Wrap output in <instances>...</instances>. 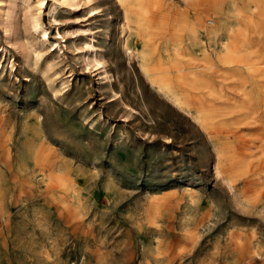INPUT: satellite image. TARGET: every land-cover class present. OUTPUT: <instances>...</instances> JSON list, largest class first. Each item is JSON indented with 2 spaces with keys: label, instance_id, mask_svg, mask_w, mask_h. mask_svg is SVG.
I'll return each mask as SVG.
<instances>
[{
  "label": "rangeland",
  "instance_id": "374dc122",
  "mask_svg": "<svg viewBox=\"0 0 264 264\" xmlns=\"http://www.w3.org/2000/svg\"><path fill=\"white\" fill-rule=\"evenodd\" d=\"M121 15L117 0H0L4 133L35 128L45 172L72 186L22 191L5 171L0 264H264L263 100L210 121V143L125 53ZM100 48L110 78L88 63ZM208 73L195 92L232 94L236 78ZM215 103L222 115L234 102ZM15 152L18 164L29 151Z\"/></svg>",
  "mask_w": 264,
  "mask_h": 264
},
{
  "label": "bare ground",
  "instance_id": "6f19581e",
  "mask_svg": "<svg viewBox=\"0 0 264 264\" xmlns=\"http://www.w3.org/2000/svg\"><path fill=\"white\" fill-rule=\"evenodd\" d=\"M117 1L122 10L124 29L121 47L129 57L138 61L140 72L151 87L195 121L207 134L210 143H215L214 134L208 133L210 121L220 123L225 115L237 109L251 108L248 112L256 114L254 100L264 102V0ZM36 2L41 9L44 0ZM52 19L55 21L57 17ZM34 21L36 27H42L39 14L34 16ZM43 33L49 36L46 28H43ZM58 35L64 37L60 30ZM88 59V63H103V73L110 78L103 48L96 50V55ZM200 68L208 74L215 72L236 78L230 87L232 94L222 85L215 93L209 90L195 92L199 79L208 84L200 78ZM223 98L234 102L229 105L230 109L222 115L212 113L215 101ZM6 119L0 106V196L3 194L1 186L6 179L5 171L12 173L13 183L19 184L22 191L34 190L35 179L38 178L47 191L71 189L67 183L69 179L64 175L45 172L51 163L49 156L34 143L33 134L36 135L37 130L25 127L24 139L15 140L12 134L4 133ZM28 130H32V136ZM15 148L29 151L23 162L18 164ZM222 166L217 162L213 165L216 176ZM20 172L22 174H18ZM31 176L32 183L27 180ZM257 213L264 222V206L259 207ZM253 247L247 258L261 256L260 243L255 242Z\"/></svg>",
  "mask_w": 264,
  "mask_h": 264
}]
</instances>
